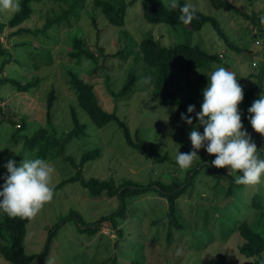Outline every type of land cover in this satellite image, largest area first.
I'll return each mask as SVG.
<instances>
[{"label":"rangeland","instance_id":"obj_1","mask_svg":"<svg viewBox=\"0 0 264 264\" xmlns=\"http://www.w3.org/2000/svg\"><path fill=\"white\" fill-rule=\"evenodd\" d=\"M187 1L199 10L213 15L218 20L225 37L219 36L210 23H205L200 30L189 32L188 28L181 25L147 22L141 14L140 0L127 7L122 27L108 25L99 14L95 26L88 13L91 7L86 6L77 17L69 18L68 23L61 22L50 30L48 38L30 32L12 34L16 27L5 30L0 40L8 48L10 57L16 58L19 62L6 63L0 75L9 74L22 81L37 76L39 81L23 93L15 91L6 84L0 88L2 107L0 148H3L0 150V176L6 174V169L2 165L7 159L12 158L19 162L23 159L21 155L23 153L34 158V152L24 149L23 139L18 138L17 142L13 143L12 135L15 133L20 137L30 136L37 128L46 126L47 93L54 89L57 98L54 101L50 122L55 135L59 137L62 132L71 128V105L76 107L80 121L86 124V135L68 141L62 155L53 159L48 157L47 161L55 169L51 185L74 173L70 160H64L63 156H70L77 163L81 153L93 147L101 148L100 157L84 164V177H104L111 173L116 178L123 177L142 183L158 176L166 181L171 179L170 172L174 169L172 163L165 161L161 165L157 162L156 164L160 165L157 166L143 154L129 147L120 130L112 122L104 127H97L77 104L66 82L67 69L75 70L79 75H81L80 71L84 75L87 74L102 107L108 111L115 110L117 115L126 121L133 139H136L135 131L139 129L138 137L144 141L146 148L153 144L154 149L160 153L166 152L172 160H175L178 147V151L183 153L181 141L192 150L188 138L191 126L181 121L176 106L157 102L147 85V75L142 65H138L135 70L137 79L134 86L125 94L119 96L113 94L121 88L132 66L131 56L126 60L102 56L98 53L97 46H102L103 53L106 54L114 53L146 36H152L163 46L185 39L220 57L219 61L189 72L198 89L203 90L207 83L198 81V77L207 79L206 75L216 67L226 66L239 77L238 83L243 92L262 84L258 98L259 95H264V71L261 76L258 75L264 69V0ZM224 1L234 4L236 8L225 4ZM162 2L167 4L168 0ZM45 7L46 5L43 4L37 5L32 16L21 26L30 30L40 27L44 22ZM12 12L0 8V21H6ZM257 27L260 28L259 32ZM253 32H257L255 37ZM74 35L80 36L84 46L98 54L95 63L84 58L79 65L70 62L67 52L70 49L69 41ZM255 39L259 42L256 43ZM17 42L35 45L36 50L43 53L48 63L34 70L30 60L26 58V47L22 45L13 47ZM42 48L47 49L48 54L44 53ZM1 60L0 58V63ZM252 62H255L256 66H253ZM95 65L97 68L94 67ZM7 119L15 121V124ZM20 120L25 122V128L17 131L15 128L21 123ZM243 127L251 134L257 149L264 147V137L251 128L248 120ZM200 131L202 132L203 129ZM203 150V148L197 150L198 157ZM261 158H264V153ZM224 168L233 177L238 174L235 170H229L227 166ZM220 175L218 190H213L211 184L214 182V177L205 174L202 170L196 176L194 189L179 197L178 204L181 208L179 220L183 223V228L182 230L172 228L171 241L168 244H164L165 227L149 229L150 234L144 237L147 250L143 251L139 248L141 244L135 243L133 248H130L131 245L127 242L122 245L120 239H117L115 244V230L106 224H103L96 233L87 234L79 229L78 219L70 218L63 224L59 223L48 244L42 264H100L113 254H116L118 264H129L130 260L136 257L137 251L139 254H145V264H262L264 251L260 254V258L246 257L238 251V245L243 239L233 227V223L246 219L264 236V207L261 210H252L247 202L254 194L264 201V176L256 185L243 184L236 196L234 195L232 202L223 205L219 213L217 208H211L210 203H214L219 198L216 195L222 191L220 188L225 186L227 177ZM3 182L0 179V184ZM85 192L86 188L80 182H68L53 191V198L46 202L35 216L30 217L26 225L22 244L27 254L41 255L45 249L49 228L69 210L76 211L81 220L92 222L99 216L108 214L116 206V200L113 198L105 195L90 197ZM145 198L151 200L149 207L153 214H150V217L154 219L165 213L167 206L164 198L155 193L143 197V200ZM135 202L139 200L136 199ZM132 207L131 212H137L134 210V205ZM145 217H149V214L147 213ZM126 219L131 223L135 221L132 216ZM155 235L160 241L152 242L156 240ZM193 244L201 247L195 251ZM0 264H8V262L0 256ZM31 264H37V259Z\"/></svg>","mask_w":264,"mask_h":264},{"label":"trees","instance_id":"obj_2","mask_svg":"<svg viewBox=\"0 0 264 264\" xmlns=\"http://www.w3.org/2000/svg\"><path fill=\"white\" fill-rule=\"evenodd\" d=\"M135 1L136 0H19V10L13 11L6 21H0V36H2L5 30L16 27V30L13 31L12 34L30 32L33 33V35L40 34L48 38L50 37V30L57 27L61 22L66 21L68 23L69 18H73L74 16L77 17L79 12L86 8V6L91 7L88 13L95 26H97L96 18L99 14L106 20L108 25L122 27L125 20L126 9ZM140 1L142 8L141 14L147 22H165L175 26L181 25L188 28L189 32L200 30L205 23H210L219 36L225 37V33L222 31L218 20L213 15L207 14L197 7H195V18H193L190 23L185 24L178 19L180 16L178 8L171 9L168 3H163L162 0ZM185 2L188 1L179 0L181 5ZM224 2L236 8L234 4L226 1ZM39 4L46 5L43 24L33 30L22 27L21 24L32 16ZM244 15L246 14L244 13ZM257 28V32H259L260 28ZM257 32H253L254 37L257 35ZM255 40L258 41V39ZM19 45L26 47V58L30 60L34 70L48 63L43 53L36 50L35 45L17 42L13 44V47ZM69 47L70 49L67 54L70 62L79 65L83 58L94 63L96 62L98 54L85 47L80 36H72L69 41ZM96 48L100 55L106 57H118L126 60L131 56L130 61L132 62V66L129 68L121 88L118 92L113 93L115 96L125 94L134 86L137 79L135 70L138 68V65H142L147 75V85H149L157 102L163 105L176 106L177 113L179 114L186 112L189 104L195 105L196 110L199 111L203 99L201 95L202 90L198 89L197 85L190 78L189 72L194 69L203 68L211 62L220 60L218 54L207 52L198 44H191L185 39L177 41L169 46H163L152 36H146L133 44H128L118 49L114 53L106 54L103 53L102 46H97ZM42 51L48 54L47 49L42 48ZM0 58L2 59L0 63V72H2L6 63L11 61L19 62L16 58L13 59L10 57L8 48L1 40ZM94 67L97 68L96 65ZM224 68L227 70L229 69L226 66ZM263 71L264 69H262L258 75L261 76ZM66 72V82L72 90L77 104L88 115L90 120L97 127H104L106 124L112 122L120 130L125 143L150 159L154 164L160 162L162 165L165 161L172 163L174 169L170 172L171 179L166 181L162 179L161 176H158L155 179H150L146 183H142L123 177L116 178V176H113L111 173L104 177H84V164L87 161L95 160L100 157V147H93L92 149L90 148L83 151L77 163L70 156H63L64 160H70L74 167V173L52 185L53 191L68 182H80L81 185L86 188L85 193L87 196L99 197L105 195L106 197L115 199V208L108 214L101 215L92 222L81 220L76 211L73 209L69 210L66 215L60 217L55 225L49 228L45 249L41 255L27 254L23 249L22 243L26 234V225L30 217H10L0 213V256L6 259L8 264H31V262L36 259L37 264H42L48 244L56 228H58L59 223L63 224L70 218L78 219L80 224L79 229L87 234L96 233L103 224H106L115 230V244H117V239L122 240V245L125 242L129 243L131 245L130 248H133L135 243L141 244L139 248L143 251L147 250L144 245L146 244L144 237L150 234L149 229L151 227H165L164 244H168L171 241L172 228L175 230H182L183 228V223L179 220L181 210L178 204L179 197L194 189L197 181L196 176L202 172V170L205 174L214 177V182L211 184L213 190H218L217 186L221 177L220 174L226 175L227 177L225 186L220 188L222 191L216 195L219 196V198L216 199L214 203H210L211 208L215 207L218 211H222L223 205L230 204L234 195L236 196L237 192L243 187V184L234 182L235 177L227 172L225 168H216L211 165V160L215 158L214 154H208L203 150L199 159H194L190 167L180 168L176 164V161L172 160L166 152L160 153V151L154 149L153 144H151L149 148H146L144 141L138 137L139 129L135 131L136 139H133L126 121L121 119L115 110L108 111L102 107L94 90L93 83L87 74L84 75L80 71L81 75H79L77 71L72 69H67ZM141 74H143L142 71ZM105 76L107 79V74ZM236 78L238 82L239 77L237 75ZM197 80L200 82H207V79L202 76L198 77ZM38 81L37 76H31L22 81L4 73L0 75V88L2 85L6 84L15 91L23 93L31 86L37 84ZM261 89L262 84H258L243 92V99L238 104V109L241 111L242 124L247 121V119H245V115H248L246 112L247 108L258 98ZM56 98L57 92L51 89L47 93L46 98L47 121L45 127L37 128L30 136L24 135L20 137L15 133L12 135L13 143H16L18 138L23 139L24 149L34 152V158L38 157L47 160L49 157L53 159V157L62 155L66 143L72 138L86 135V124L80 121L76 107L73 105L70 106L71 128L62 132L59 137L55 135V130L50 122V118ZM1 112L2 107L0 105V113ZM7 120L15 124V121L11 119ZM20 121L21 123H18V127L15 128L17 131L25 128V122L23 120ZM195 122L194 120L193 123L195 124ZM199 130H202V128ZM181 146L183 148V153L191 151L182 141ZM257 151L261 158V147L258 148ZM156 165L160 166L159 164ZM154 193L164 198L167 209L162 216L153 219V217H150V214H153L150 210L151 207H149V202H151V200L148 198L143 200V197H147ZM201 197L203 198L202 195ZM136 199H138L139 202H135ZM247 202L252 210H261L264 207V201L256 194L249 197ZM133 205L135 207L134 210L137 212H131ZM147 213L149 217H145ZM129 216H132L135 221H132V223L129 222V220L126 219ZM233 225L243 239V242L238 245V251L246 257L260 258V254L264 251V236L253 228L246 219L237 220ZM156 236L157 235L154 236L156 240H152V242L160 241L159 237ZM133 241L134 243H132ZM200 247L201 246L196 247L195 244H193V249H195V251ZM193 253L194 251H192L191 254ZM145 259V254H139L137 251L136 257H133L129 264H145ZM261 262L264 264L263 260ZM100 264H118L116 254L110 255L105 262Z\"/></svg>","mask_w":264,"mask_h":264},{"label":"clouds","instance_id":"obj_3","mask_svg":"<svg viewBox=\"0 0 264 264\" xmlns=\"http://www.w3.org/2000/svg\"><path fill=\"white\" fill-rule=\"evenodd\" d=\"M168 6L179 9L178 19L185 24L195 18L196 8L190 2L181 5L179 0H168ZM0 8L18 11L19 0H0ZM206 77L199 111L189 104L186 112L180 114L181 121L191 126L188 138L192 150L182 153L178 147L176 164L180 168L190 167L194 159H199L197 150L203 148L206 153L214 154L212 166H227L237 171L235 183L256 185L264 176V158H260L256 143L241 121L238 104L243 99L242 87L235 73L222 66ZM246 112L245 119L251 128L264 137V95H259ZM261 152L264 153V147ZM21 155L23 159L19 162L9 158L2 165L6 174L0 176L4 181L0 184V213L10 217H33L53 198L51 180L55 169L43 158H32L27 153Z\"/></svg>","mask_w":264,"mask_h":264},{"label":"built area","instance_id":"obj_4","mask_svg":"<svg viewBox=\"0 0 264 264\" xmlns=\"http://www.w3.org/2000/svg\"><path fill=\"white\" fill-rule=\"evenodd\" d=\"M256 43H258V41H256ZM221 55V54H220ZM252 65L253 66H256V63L255 62H252Z\"/></svg>","mask_w":264,"mask_h":264}]
</instances>
